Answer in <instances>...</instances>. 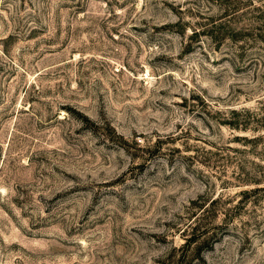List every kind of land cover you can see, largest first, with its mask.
<instances>
[{
  "label": "rangeland",
  "instance_id": "obj_1",
  "mask_svg": "<svg viewBox=\"0 0 264 264\" xmlns=\"http://www.w3.org/2000/svg\"><path fill=\"white\" fill-rule=\"evenodd\" d=\"M263 38L264 0H0V264H264V192L179 250L195 201L264 188V129L221 124Z\"/></svg>",
  "mask_w": 264,
  "mask_h": 264
},
{
  "label": "trees",
  "instance_id": "obj_2",
  "mask_svg": "<svg viewBox=\"0 0 264 264\" xmlns=\"http://www.w3.org/2000/svg\"><path fill=\"white\" fill-rule=\"evenodd\" d=\"M264 43V38H263ZM258 62V65L264 66V60L260 61L258 59L255 60ZM254 61V62H255ZM257 65V63H256ZM193 96L191 100L195 102L193 107H198V105L203 106V108L208 109L210 105L206 103L200 96L194 98ZM187 102V101H186ZM197 102V103H196ZM259 111H252L247 109L235 110L228 109L226 114H229V118L227 120H221V124L233 127L236 129L246 130L249 126H254L255 128L264 129V100L261 99L259 101ZM218 114H224L221 111H218ZM240 116L243 118L240 119ZM259 136H253L250 139L247 137L242 138L245 141L256 142L260 139ZM189 159L194 161L196 159L195 156L190 155ZM255 179V176H251L250 174H246L243 178V181H252ZM264 192V188H252L243 190L237 193L236 199H228L226 201L222 194L212 198L199 199L195 201L190 207V218L191 221L187 225L185 231L182 233L185 243L179 250H183L186 254L187 250L191 248L194 244L198 246L199 250L203 247L209 248L211 245L216 243L219 239V236L224 234L226 228L230 226V221L233 220L236 216L241 215L242 213H246V209L249 204L258 203L261 200L260 193ZM227 202L233 203V207L230 209L225 208ZM222 213L224 215V222L221 225L215 226L212 228L209 225L208 221L212 218L218 217V215Z\"/></svg>",
  "mask_w": 264,
  "mask_h": 264
}]
</instances>
